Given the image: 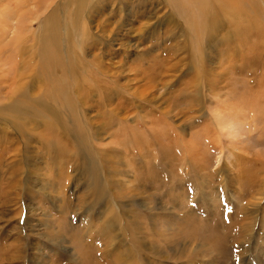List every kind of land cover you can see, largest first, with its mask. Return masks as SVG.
<instances>
[{
    "label": "rangeland",
    "instance_id": "374dc122",
    "mask_svg": "<svg viewBox=\"0 0 264 264\" xmlns=\"http://www.w3.org/2000/svg\"><path fill=\"white\" fill-rule=\"evenodd\" d=\"M171 1L85 0L65 69L0 39V264H264V0Z\"/></svg>",
    "mask_w": 264,
    "mask_h": 264
},
{
    "label": "bare ground",
    "instance_id": "6f19581e",
    "mask_svg": "<svg viewBox=\"0 0 264 264\" xmlns=\"http://www.w3.org/2000/svg\"><path fill=\"white\" fill-rule=\"evenodd\" d=\"M92 1L97 2L98 0H92ZM172 1L176 3L180 8L186 10L190 16H192L194 13L196 14L197 12H199L202 19L204 18V12L208 13L211 6L210 0H172ZM230 1H232V8L234 7L236 9H242L245 2V0H230ZM84 2L85 0H0V39L5 38L8 35L9 29L14 21H19L18 33L16 35L17 40L15 42L14 49H16L17 52L20 54L27 55L28 50L26 48H24V50L23 48L19 50L20 48H18L17 44L22 45L24 42H26V40L29 37V34L33 33L32 32L33 29L31 31L32 28L31 22L39 21L40 23L38 24L39 26L38 30L42 32V36H40L41 38L40 52L45 59L44 62H47L48 66L50 68H53V70H55L56 68L65 69L67 67L65 64H63L62 56L60 53V46H61L60 40L62 38L63 29H64L63 24L68 23L67 25H65L68 30L69 28H72V30L69 31L71 35H74L76 31L79 33L81 31L80 29H82V35L84 37H87L89 29L87 30L85 23L89 21L85 18L86 17L85 15L90 16L94 14L95 11H97L96 9L98 6L93 5L88 7V4ZM88 8H89V12L91 11L90 13L87 11ZM98 12L100 11L98 10ZM97 15H99V13ZM196 16L197 15H195V17ZM198 23L201 24V19L200 21H198ZM198 23L196 24L198 25ZM200 28H201V33H203V31H205L203 22H202V27ZM92 42L94 43V40ZM78 45L79 47H81L82 42H78ZM68 84L69 83H67V80L65 81L63 79H60L58 83L59 92L63 100L66 102V106L67 104L74 103L70 98V94L68 95L66 91V87H68ZM68 92H69V87H68ZM58 120L62 122V119L60 117H58ZM78 125L74 123L72 125V128H70V131L68 128H65V131L70 134L74 133V136L78 134L76 141L78 140L79 141L77 143H79L81 146L84 147V149H86V151H84L85 155L87 157L92 158L93 156L89 149V147H92L90 146L91 137L81 134L82 131L80 126ZM92 153L94 154V152ZM101 190L102 189H100V187L96 183L95 186H93V188L91 189L92 193H94L98 197L102 196L101 194L104 193ZM1 198L4 200L1 201L6 203V199H7L6 195L0 196V199Z\"/></svg>",
    "mask_w": 264,
    "mask_h": 264
}]
</instances>
